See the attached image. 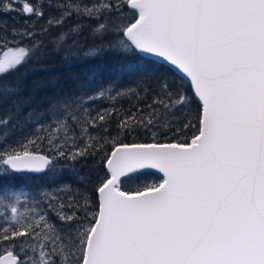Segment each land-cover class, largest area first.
I'll use <instances>...</instances> for the list:
<instances>
[{"label": "snow or ice", "instance_id": "obj_1", "mask_svg": "<svg viewBox=\"0 0 264 264\" xmlns=\"http://www.w3.org/2000/svg\"><path fill=\"white\" fill-rule=\"evenodd\" d=\"M16 6L24 16L44 15L36 0H0V8ZM57 7L65 10L50 27L76 17L79 29L87 20L100 41L85 56L132 53L168 68L145 69L133 87L115 91L112 100L135 101L127 110L92 116L86 102L105 92L93 94L90 79L76 86L80 95L50 105L56 120L48 135L0 141V183L55 174L61 159L97 155L103 173L94 211L87 192L82 204L49 198L41 209L33 197V207L21 211L28 197L9 185L17 190L0 224V264H264V0H73ZM27 55L10 48L0 76ZM12 93L0 82V95ZM112 117L114 134L105 127ZM97 128L102 133L92 135ZM153 174L159 179L149 181Z\"/></svg>", "mask_w": 264, "mask_h": 264}, {"label": "trees", "instance_id": "obj_2", "mask_svg": "<svg viewBox=\"0 0 264 264\" xmlns=\"http://www.w3.org/2000/svg\"><path fill=\"white\" fill-rule=\"evenodd\" d=\"M76 22L78 18L72 17L65 20L62 26H46L47 32L43 28L33 37H25L19 42V46L26 47L28 55L20 65L0 76V82L10 85L13 90L10 95H0V124L8 126L6 120L10 116L20 117L27 112H32V115L48 114L54 101L66 93L80 95L83 89L76 86L90 79L95 81L90 91L96 94L98 90L107 91L113 83L121 89L133 87L145 69L167 70V65L153 57L136 56L132 53L107 51L96 56H85L88 46L100 41L91 37L87 20L80 21L77 32L64 35L65 29ZM58 33L63 36L59 42L55 39ZM69 52L79 58L72 59ZM109 100L106 99L105 102L112 104L116 101L111 98ZM125 103L122 100V104ZM129 142L131 141L126 140L125 143ZM149 177L159 179L156 174ZM95 184L96 182L93 185ZM130 186L132 185H125L126 188ZM93 202L96 203L94 195Z\"/></svg>", "mask_w": 264, "mask_h": 264}, {"label": "rangeland", "instance_id": "obj_3", "mask_svg": "<svg viewBox=\"0 0 264 264\" xmlns=\"http://www.w3.org/2000/svg\"><path fill=\"white\" fill-rule=\"evenodd\" d=\"M22 2L23 0H21V3ZM72 2L73 0H36L37 7L44 13L42 17L24 16L20 13L18 6H16L14 10L0 8V58H3L10 48L16 49L24 47L26 49L25 46L18 45L20 41L27 37L24 33L27 31L37 33L46 26H49V19L59 17L65 10L62 7H57V5H68ZM72 29H77V22L72 26H68L63 34L68 35L79 30L73 31ZM112 88L113 85H111L107 91H104L105 95L103 98H99L90 104L86 102V106L90 108L92 116L113 107L118 111L127 110L131 107L132 103H135L134 100L130 101L128 98H118L112 104H107L105 100H109L114 96L115 91L124 89L118 88L116 85L115 90H112ZM97 92L98 91H96V93ZM122 100H125L126 103L122 104ZM31 113L32 112H27L20 117L10 116L11 118L6 120V123H9L8 126L0 124V141H4L5 139L14 141L24 136L43 137L48 135L51 130H54V121L56 117L50 110L48 114L40 113L32 115ZM1 118L2 115L0 114V120ZM40 126L43 127V131L39 130ZM105 127L111 128L114 134L116 118H110L109 123L105 125ZM101 133L102 129L97 128L92 132V135H99ZM60 134L63 135V130H61ZM126 140L133 141L131 136L125 139L124 142H126ZM55 167V174L51 172L43 175L25 174L21 179L16 181L0 183V224H4L5 220L11 215L9 204L15 203L11 193L12 191H16L17 188H9V185L19 186L18 191L28 197L26 201L22 199L21 203L17 205L18 209L21 211L33 207V197H36L38 206L41 209L45 208L43 202L47 201L49 198H54L65 204L79 200L82 204L83 200L81 199V195L85 192L92 197L93 201V184L96 182L97 176L102 175V164L99 155L76 162L61 159L56 163ZM147 179L149 181L155 180L154 177H148ZM126 184L133 186L132 181H125V185ZM42 189L46 192V195L41 197L39 193ZM4 190H7V192ZM93 205L95 206L94 202ZM90 210L94 211L95 208L93 207Z\"/></svg>", "mask_w": 264, "mask_h": 264}, {"label": "bare ground", "instance_id": "obj_4", "mask_svg": "<svg viewBox=\"0 0 264 264\" xmlns=\"http://www.w3.org/2000/svg\"><path fill=\"white\" fill-rule=\"evenodd\" d=\"M153 58H155V57H153ZM155 59H157V58H155ZM158 60V59H157ZM151 171H153V170H151ZM154 172V171H153Z\"/></svg>", "mask_w": 264, "mask_h": 264}, {"label": "water", "instance_id": "obj_5", "mask_svg": "<svg viewBox=\"0 0 264 264\" xmlns=\"http://www.w3.org/2000/svg\"><path fill=\"white\" fill-rule=\"evenodd\" d=\"M154 171V170H153ZM158 177H159V175H158Z\"/></svg>", "mask_w": 264, "mask_h": 264}]
</instances>
